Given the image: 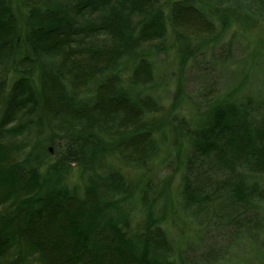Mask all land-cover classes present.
<instances>
[{"label": "trees", "instance_id": "obj_1", "mask_svg": "<svg viewBox=\"0 0 264 264\" xmlns=\"http://www.w3.org/2000/svg\"><path fill=\"white\" fill-rule=\"evenodd\" d=\"M0 264H264V0H0Z\"/></svg>", "mask_w": 264, "mask_h": 264}]
</instances>
